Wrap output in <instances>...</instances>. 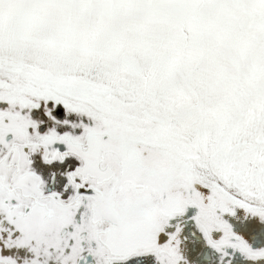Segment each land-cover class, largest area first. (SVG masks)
<instances>
[{
    "label": "snow or ice",
    "instance_id": "1",
    "mask_svg": "<svg viewBox=\"0 0 264 264\" xmlns=\"http://www.w3.org/2000/svg\"><path fill=\"white\" fill-rule=\"evenodd\" d=\"M0 264H264V0H0Z\"/></svg>",
    "mask_w": 264,
    "mask_h": 264
}]
</instances>
